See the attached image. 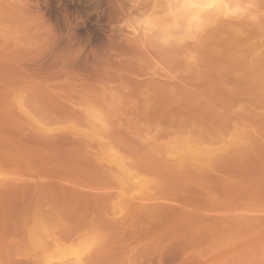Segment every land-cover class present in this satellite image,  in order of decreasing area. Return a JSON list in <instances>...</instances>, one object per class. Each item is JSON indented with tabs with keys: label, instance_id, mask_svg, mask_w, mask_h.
Returning a JSON list of instances; mask_svg holds the SVG:
<instances>
[{
	"label": "rangeland",
	"instance_id": "rangeland-1",
	"mask_svg": "<svg viewBox=\"0 0 264 264\" xmlns=\"http://www.w3.org/2000/svg\"><path fill=\"white\" fill-rule=\"evenodd\" d=\"M179 2L0 0V264H264V0Z\"/></svg>",
	"mask_w": 264,
	"mask_h": 264
},
{
	"label": "clouds",
	"instance_id": "clouds-1",
	"mask_svg": "<svg viewBox=\"0 0 264 264\" xmlns=\"http://www.w3.org/2000/svg\"><path fill=\"white\" fill-rule=\"evenodd\" d=\"M215 0H181L174 6L171 13L177 19L184 20V30L182 35L174 36L165 31L162 39L165 41L180 42L184 39L194 38L203 25L202 13L210 8H218Z\"/></svg>",
	"mask_w": 264,
	"mask_h": 264
},
{
	"label": "bare ground",
	"instance_id": "bare-ground-1",
	"mask_svg": "<svg viewBox=\"0 0 264 264\" xmlns=\"http://www.w3.org/2000/svg\"><path fill=\"white\" fill-rule=\"evenodd\" d=\"M215 2L219 5V7H218V8H214V9L212 8L213 10H215V11H219V12H220V11H222V10H221V8H222V9H224V11H226L225 8H226L227 6H225V5H226L227 2H225V0H215ZM223 3H225V5H224ZM218 9H220V10H218ZM206 11H207V10H206ZM208 11H209V10H208ZM207 13H208V12H207ZM209 13H211V12H209ZM209 13H208V15H209ZM223 13H224V12H223ZM204 14H205V13H204ZM202 16H205V15H203V13H202ZM206 17H207V16H206ZM206 17H205V18H206ZM207 18H208V17H207ZM203 19H204V18H203ZM167 255H168V253H167ZM170 255H171V254H170ZM171 257H173V256H171ZM171 260H172V259H171ZM167 261H168V260H167Z\"/></svg>",
	"mask_w": 264,
	"mask_h": 264
}]
</instances>
